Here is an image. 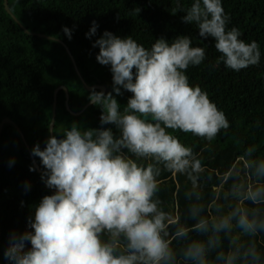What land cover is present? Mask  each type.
Here are the masks:
<instances>
[{
    "label": "trees",
    "instance_id": "obj_1",
    "mask_svg": "<svg viewBox=\"0 0 264 264\" xmlns=\"http://www.w3.org/2000/svg\"><path fill=\"white\" fill-rule=\"evenodd\" d=\"M192 3L0 0V264H13L5 251L11 242L33 231L35 208L42 197L55 192L41 178L45 169L32 155L33 146L39 144L43 150L50 135L62 139L73 124L81 130L111 129L114 140L121 136L117 126L100 124L102 110L88 99L92 89L101 91L103 86L107 93L113 88L110 65L96 61L99 48L93 47L105 31L122 39L131 37L148 49L160 38L171 43L177 37H190L191 46L204 48L205 59L188 67L189 85L206 92L229 123L211 140L166 129L191 148L188 159L200 161L199 172L190 166L183 173L174 172L164 161L136 156L123 147L113 152L141 168H153L157 190L152 200L165 214L166 227L160 235L173 253L161 264H199L185 257L196 242L205 245V264H229L230 255L235 257L231 264H264V228L252 233L238 224L242 213L258 225L264 223V193L256 203L248 199L250 190L264 188L260 168L264 164V0H221L228 17L226 30L235 27L241 40L259 45V63L239 71L220 60L214 39L201 40L197 25L183 21ZM93 21L98 25L96 33L86 37ZM121 92L113 95L123 112L132 93ZM5 118L9 121L3 122ZM217 210L223 218L231 217L228 228H213L219 223ZM201 220L207 222L206 231L194 227ZM181 229L185 234L178 235ZM100 240L114 244L115 256L129 254L123 234L113 238L103 231ZM30 247L25 241V251Z\"/></svg>",
    "mask_w": 264,
    "mask_h": 264
},
{
    "label": "clouds",
    "instance_id": "obj_2",
    "mask_svg": "<svg viewBox=\"0 0 264 264\" xmlns=\"http://www.w3.org/2000/svg\"><path fill=\"white\" fill-rule=\"evenodd\" d=\"M182 19L197 25L201 40L214 39L226 67L239 71L259 63L257 42L245 43L235 27L226 30L228 17L221 0H193ZM97 28L93 21L86 37L94 35ZM63 31L71 38L68 28ZM191 45L190 37L181 36L171 43L157 39L148 49L131 37L122 39L108 31L94 42L93 47L99 48L96 61L110 65L113 88L107 93L92 89L88 99L102 110L100 124L117 126L121 136L114 140L111 129L81 130L73 124L62 139L50 135L43 150L39 144L33 146L32 155L39 158L45 169L41 178L55 192L42 197L35 208L34 222L30 223L33 231L10 243L5 251L9 261L161 264L172 258L169 242L160 235L166 227L165 214L158 211L157 202L152 200L157 190L152 166L141 168L113 152L123 147L136 156L164 161L174 172L183 173L189 166L193 172L202 171L199 160L188 159L192 156L191 148L166 131L180 130L211 140L220 129L229 127L225 114L207 93L189 85L185 75L188 67L205 59L204 48ZM121 89L132 93L123 112L113 95H122ZM260 168L264 171V164ZM261 193L264 188L250 190L248 199L256 203ZM230 220L231 217H225L213 228H228ZM238 224L252 233L257 227L264 228V223L258 225L246 213L240 214ZM194 227L206 231L207 222L201 220ZM103 231L113 238L123 234L129 254L115 256L114 244L100 240ZM185 231L181 229L178 235ZM25 241L31 245L27 251ZM204 254L205 245L196 242L188 247L185 257L205 264ZM234 258L229 256V264Z\"/></svg>",
    "mask_w": 264,
    "mask_h": 264
},
{
    "label": "rangeland",
    "instance_id": "obj_3",
    "mask_svg": "<svg viewBox=\"0 0 264 264\" xmlns=\"http://www.w3.org/2000/svg\"><path fill=\"white\" fill-rule=\"evenodd\" d=\"M224 215H222V212H219L217 210V214L215 215V220L220 222L221 219H223ZM217 218V219H216Z\"/></svg>",
    "mask_w": 264,
    "mask_h": 264
},
{
    "label": "water",
    "instance_id": "obj_4",
    "mask_svg": "<svg viewBox=\"0 0 264 264\" xmlns=\"http://www.w3.org/2000/svg\"><path fill=\"white\" fill-rule=\"evenodd\" d=\"M93 86H87V88H92ZM100 89H101V91H103L104 92V90H105V87H103V86H100ZM4 121H9V119L8 118H5L4 120H3V122ZM2 125V124H1ZM34 166L37 168L38 166H37V163H34Z\"/></svg>",
    "mask_w": 264,
    "mask_h": 264
}]
</instances>
